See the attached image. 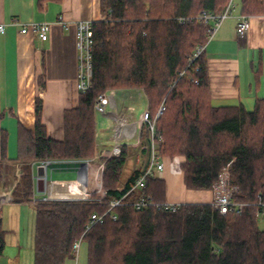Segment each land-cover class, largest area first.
Returning a JSON list of instances; mask_svg holds the SVG:
<instances>
[{"label":"trees","instance_id":"obj_1","mask_svg":"<svg viewBox=\"0 0 264 264\" xmlns=\"http://www.w3.org/2000/svg\"><path fill=\"white\" fill-rule=\"evenodd\" d=\"M228 3L101 0L103 18L92 24L91 85L80 91L78 105L65 110L63 138L48 134L42 99L37 97L34 128L19 125L13 160L92 157L97 146L98 95L116 88L144 89L151 118L163 106L155 120L158 154L165 164L167 158L181 159L185 186L212 190L220 171L228 166L236 188L233 199L250 204L239 215L222 214L212 202H185L176 210L165 209L160 204L166 201L164 175H149L145 186H135L148 164L134 169L119 187L128 162L124 146L119 155L106 159L102 172L106 194L101 202L36 201L34 264H64L76 257L74 243L80 238L87 242V264H264V225L255 204L264 195V97L256 99L253 109L243 104L214 105L205 50L192 60L195 49L208 41L212 22L204 14L221 13ZM262 12L264 0H241V13ZM255 74L258 82V71ZM144 133L150 145L148 130ZM6 139L4 132L0 184ZM25 168L17 199L32 203L35 172L32 163ZM142 196L149 203L137 209L135 201ZM119 198L123 202L113 208L116 219L107 214L103 222L87 226L92 213H104ZM4 234L0 222V256Z\"/></svg>","mask_w":264,"mask_h":264},{"label":"crops","instance_id":"obj_2","mask_svg":"<svg viewBox=\"0 0 264 264\" xmlns=\"http://www.w3.org/2000/svg\"><path fill=\"white\" fill-rule=\"evenodd\" d=\"M234 4L232 16L221 22L205 48L211 101L214 105L243 104L253 109L256 99L264 97V12L248 14L251 26L241 36L236 29L241 0H234ZM101 18V0H0V24L5 25V31L0 32V160L2 135L4 132L7 135V160L3 161L0 190L10 185L16 172L14 165L20 164L13 160L18 150L19 125L34 128L37 97L42 99V120L48 134L63 138L65 110L78 105L80 95L76 87L79 77L76 23L80 19ZM33 22L50 23L47 39L40 38L32 29ZM24 26H28L25 32L21 31ZM123 93L114 90L110 94L128 97ZM120 107L121 110L116 108L109 112L108 117L115 111L125 112L135 121L146 108L130 106L127 100ZM106 122L103 120L102 126L108 124ZM105 130L106 127L97 129L101 143L107 140L101 138ZM111 136L110 133V141ZM149 152L141 150L140 154L149 156ZM180 160L176 158L177 164L171 161L165 164L166 201L211 202V190L185 186ZM32 169L36 174L37 168ZM72 169L78 176V169ZM17 170V173L23 172L21 167ZM35 209L33 203L20 199L2 206L0 222L5 230V244L0 264H34L35 221L26 229L24 213L30 212L35 219ZM77 261V256L69 257L64 264H77ZM83 264H87V258Z\"/></svg>","mask_w":264,"mask_h":264},{"label":"built area","instance_id":"obj_3","mask_svg":"<svg viewBox=\"0 0 264 264\" xmlns=\"http://www.w3.org/2000/svg\"><path fill=\"white\" fill-rule=\"evenodd\" d=\"M234 0H230L226 8L218 14L208 13L204 14L206 19L212 22L210 32L208 34V41L204 45L198 46L195 51L194 55L192 56V60L196 58L202 51L205 50L208 42L213 38L215 32L220 27L221 22L228 17L230 14L233 13L234 10ZM93 20L91 19H80L77 21V48H78V58H79V77L77 81V89L79 91L87 90L91 85V78H92V37H93V29H92ZM251 26V19L248 14L241 13L238 16L236 29L239 35L243 36L246 32L250 29ZM31 27L34 31L38 33L40 38L47 39L48 38V31L50 30V23L49 22H33ZM28 30V26H24L21 31L25 32ZM5 31V25L0 24V32ZM109 104V97L107 93H100L95 102V111L97 113H104L106 111V107ZM163 106H160L155 118H151L149 115V108L146 107L139 115V117L135 121H131L130 117L125 112H119L113 114V119L118 123L117 128H115V132L113 131V139L114 145L111 150L108 151L107 157H112L117 155L121 151V147L123 144H126L125 140L130 137L129 132L133 129L134 134L136 135L135 144L140 145L142 148H149L150 149V159L147 167L144 169L143 173H141L138 178L136 179L135 186L143 187L145 186L146 178L149 175H157L162 177L164 175L165 169V162L158 154V142L160 138L155 139V120L157 116L161 113ZM148 130L149 135L151 137V144L148 145L144 139L145 135L143 130ZM149 146V147H148ZM86 161V166H82V162ZM54 162V163H71V168H77L79 175L84 174L85 172H90L89 170V161L84 159H60V160H40L32 162V167H38L39 165H44L47 167V164ZM88 167V169H87ZM87 169V171H86ZM46 178L47 183L45 190L40 192L37 188L36 183V174H34V193L32 198V203L35 204L37 200H60V199H71V197H67L64 194L59 193L57 186H55L52 182L48 181V175L46 171ZM87 183L84 184L85 189L87 188V184L90 183V174L87 176ZM213 191V198L212 203L214 204L215 208H217L220 213H233L235 215H239L242 213L244 207L250 202L244 201H235L233 199V195L236 191V188L232 186L230 181V170L228 166H225L219 173L217 180L213 183L212 186ZM106 191L102 190L100 194V200L103 199L105 196ZM90 193H86L85 197H88ZM13 193L11 190L10 185L3 186L0 190V218H1V208L4 204L13 201ZM122 198L113 199L111 201L110 208L102 214L99 213H92L90 217L88 227L92 226L97 222H103L106 215L110 214L113 219L117 218L116 213L113 211L114 206L122 203ZM149 200H146L144 196L137 199L135 201V207L137 209H141L144 207ZM153 203V202H151ZM163 205L165 209L176 210L180 203L177 202H169L164 201L160 203ZM257 210L256 216L258 219L264 218V195H260L259 199L255 202ZM82 238L78 239L74 243V250L76 254L78 253L81 247Z\"/></svg>","mask_w":264,"mask_h":264},{"label":"rangeland","instance_id":"obj_4","mask_svg":"<svg viewBox=\"0 0 264 264\" xmlns=\"http://www.w3.org/2000/svg\"><path fill=\"white\" fill-rule=\"evenodd\" d=\"M230 1V0H229ZM232 14H230L228 17H231ZM77 87V84H76ZM78 90V89H77ZM116 91V90H120L121 92H124L123 94L124 97H126L125 99L118 96L117 97H112V95L110 94L112 91ZM110 98V102L106 107V111L103 113H97L96 112V116H97V129L99 128H104L106 127V130L104 131V135L101 136V138H105L107 140H105L104 142L101 143V139L100 136H97V146H96V152L95 154L90 157V158H85L84 160H88L89 161V170L90 172H85L84 174H80L78 172V176L77 173L75 171V169H72L70 166L72 165L71 163H54L51 162L49 164H47L46 167V171H47V175H48V181L52 182L55 186H57V189L59 191V193L64 194L67 197H71V199H76V200H81V201H100V194L102 190H105V188H103L102 185V172L105 168V163H106V159L109 158L107 157V155L109 154L108 151L111 150L113 148L114 145V139H113V131L115 132V128H117V126L114 125H118V123L116 121H114L113 119V114L115 113H119L118 111L112 112V114L110 115V117H108V113L111 112L112 110H116V108L120 109V105L121 103H123L125 100H127V102L129 103L130 106H134L136 108H140V107H148V98L146 95V92L144 91V89H138V88H116V89H111L108 90L106 92ZM126 107V106H125ZM121 110V109H120ZM139 117V116H138ZM104 120V122H108V124H105L102 126V121ZM110 121V122H109ZM106 122V123H107ZM144 129V128H143ZM145 131V129L143 130V132ZM135 131L130 130L129 135L130 137L128 139H126L125 143L123 144L121 147V151L124 148V146L127 147V151H128V162L123 170V174H122V178L119 182V187H123L126 180L128 179V177L133 173L134 169H137L138 167H142L148 164V155L144 156L143 154H140V151L142 150V147L138 144H135ZM110 133L112 134L111 136V141H110ZM145 135V133H144ZM101 140V141H100ZM100 143V144H99ZM125 147V148H126ZM119 153V154H120ZM117 154V155H119ZM139 155L141 158H139ZM116 156V155H114ZM176 160V157L174 158H167L165 159L166 162H173L174 164H177V162L175 163L174 161ZM36 160H32L30 163H22L20 162V164H15L14 168H16V172L14 173L11 182H10V187L13 193V199H17L20 196L17 194L18 191V185L21 183L23 176L26 174V172H22L20 171V173H17V169H19L20 167L22 169H26L25 166L27 164H31L32 162H34ZM87 167V169H88ZM86 169V171H87ZM88 174H90V183L87 184V188L85 189L84 184L87 183L88 179L87 176ZM9 185V183H8ZM212 191V190H211ZM34 193V192H33ZM90 193V195L88 197H85V194ZM33 196V195H32ZM212 197H213V191H212ZM70 199V198H69ZM32 211V210H31ZM24 214H26V217H24V225L26 226V229H28L27 227L30 225V223L32 224L35 219H33V215L30 216V212H25ZM31 219V221H30ZM30 221V222H29ZM259 223L260 225H264V218L259 219ZM25 236H28V233H26ZM10 237V236H8ZM87 245V242L84 240L81 242V247L77 253V264H83L85 261V258H87V256L85 255V246ZM76 260V259H75Z\"/></svg>","mask_w":264,"mask_h":264},{"label":"water","instance_id":"obj_5","mask_svg":"<svg viewBox=\"0 0 264 264\" xmlns=\"http://www.w3.org/2000/svg\"><path fill=\"white\" fill-rule=\"evenodd\" d=\"M87 162L83 161L82 166H86ZM36 183H37V188L40 192H43L46 187L47 183V178H46V167L44 165H39L37 167V172H36Z\"/></svg>","mask_w":264,"mask_h":264},{"label":"bare ground","instance_id":"obj_6","mask_svg":"<svg viewBox=\"0 0 264 264\" xmlns=\"http://www.w3.org/2000/svg\"><path fill=\"white\" fill-rule=\"evenodd\" d=\"M124 199V198H123Z\"/></svg>","mask_w":264,"mask_h":264}]
</instances>
